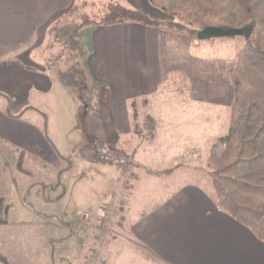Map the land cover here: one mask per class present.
I'll list each match as a JSON object with an SVG mask.
<instances>
[{"label": "crops", "instance_id": "crops-1", "mask_svg": "<svg viewBox=\"0 0 264 264\" xmlns=\"http://www.w3.org/2000/svg\"><path fill=\"white\" fill-rule=\"evenodd\" d=\"M80 1L83 4L98 2L104 10L109 4H116L138 10L155 22L171 21L147 0H0V147L8 152L6 155L0 152V156L4 161L11 156L17 166L36 163L44 171L38 184H54L58 193H61L59 180L66 165L57 156L56 153L63 155L49 133L48 108H52L53 98L62 99L64 87L55 78L52 66L42 64L34 50L46 44L49 38L52 43L68 40L78 25L72 23L68 14ZM66 30L69 34L63 40L60 35ZM79 39L87 52L88 75L103 92L102 101L98 103L99 118L104 120L108 114L110 123L129 132L132 125L130 104L134 101L138 108L141 101L142 107L148 106L149 113L141 118L138 116L136 123L141 125L147 116L155 123L156 136L146 141L150 155L149 162L145 163L151 166L147 168L151 172L145 170L144 178L145 186L158 190L142 198L145 205L149 202L145 200L151 197L150 207H140L139 200L136 201L137 213L130 218L129 225V241L136 248H123L122 251L132 252L141 264H264V242L219 210L204 170L208 156L207 111L204 119L193 114L201 113L202 107L207 108L208 88L201 80L193 82L191 61L195 58L190 53V47L198 41L167 28L136 23L87 27L80 31ZM192 92L196 97L191 96ZM221 92L223 94V90ZM219 95L214 99H220ZM189 130L206 139L202 146L204 151L197 152L199 146L192 145L193 152L189 154L184 147L177 146L183 139L177 140L175 135H184ZM211 134L210 144L224 136L215 135L213 129ZM160 140H164L162 144ZM203 154L206 155L201 161ZM199 160L200 166H197ZM184 169L201 172L203 179H189L191 174H182L184 177L180 180L171 179ZM137 181L136 175L131 194ZM24 184V190L20 191L22 198L28 190V183ZM25 195L26 198L30 196ZM37 197L41 194L35 192V199ZM61 197H48L47 200L57 202ZM32 198L29 200L34 204ZM21 207L38 226L65 230L77 225L76 221L55 217L49 211H32L23 201ZM9 225L0 221V227ZM61 238L46 237L45 242L49 245ZM73 238L71 231L66 239L60 240L61 244ZM3 246L0 241V264H13L14 252L9 254L10 250ZM52 254L51 251L47 257L39 259L53 264Z\"/></svg>", "mask_w": 264, "mask_h": 264}, {"label": "rangeland", "instance_id": "rangeland-1", "mask_svg": "<svg viewBox=\"0 0 264 264\" xmlns=\"http://www.w3.org/2000/svg\"><path fill=\"white\" fill-rule=\"evenodd\" d=\"M104 13L103 5L98 2L83 4L80 1L68 17L72 23L80 24L87 20L98 21ZM67 34L68 30L60 35L61 39L64 40ZM46 41V44L39 46L34 52L42 59V64L52 66V71L56 73L55 78L64 87L62 99L53 98L50 102L52 108H48L50 113L48 128L63 155L61 157L69 159V162L64 161L66 167L59 180L61 193H58L54 184L49 186L38 184L44 171L36 163L31 162L28 165L20 163L17 166L11 156L4 158L5 161L0 156V221L10 223L7 228L0 227V241L4 245L3 248L10 250L9 254L14 252L13 264H45L39 257H47V253L49 255L51 251L55 262L53 264H141L132 252L122 250L136 248L129 241L130 218H134L137 213L136 201L139 200L140 207L148 208L151 206V197L145 200V202L149 200L148 204L143 205L144 194L146 196L158 190L145 186L144 171L151 167L145 163L149 162V145L141 135L133 132L136 120H131V131L123 132L117 128L118 125L109 122L108 114L104 120L99 118L98 103L102 101L103 92L88 75L85 66L87 52L80 40V47L75 49L65 45L67 40H64V43H52L51 38ZM193 41L197 42L196 39ZM201 42L206 44L207 50L202 55H205L204 57H193L200 61L195 59L191 61L192 80L194 83L201 80L202 85L207 86L208 100L207 108L202 107L201 113L194 112L193 115L204 119L207 111L209 133L206 152L209 153V141L213 137L211 129L217 136L227 133L229 107L233 99L231 55L238 50L243 40L242 37H232ZM225 47L227 54H224ZM208 55L209 57H206ZM71 76L73 84H70ZM227 87L229 89H225ZM192 93L191 96L196 97ZM218 93L220 99H214ZM8 109L7 107V111ZM137 109L140 118L149 113L148 106L142 107L141 101ZM175 137L177 140L183 139V143L180 144L178 141L177 146L184 147L189 154L193 152L192 145L199 146L197 152L203 150L205 146L206 139L197 137V134H192L190 130L184 135L178 133ZM163 141L160 140V144ZM0 152L8 154L2 147ZM116 154L119 157H114ZM101 155H112V159H116L114 161H118L120 165H124L126 155L134 162L135 167L130 172L137 175L138 181L134 183L133 195L131 194L133 184L129 175L123 171L119 172L114 166L100 164L98 161H101ZM205 155L203 154L201 161ZM200 160L197 166H200ZM150 170L148 171L151 172ZM180 172L182 173H177L171 179L180 180L183 175L190 174L189 179H203L201 172L194 173L185 169ZM45 175L47 178L51 177V174ZM25 182L28 183L25 194H29V198L33 196L31 201L34 204L26 198L27 195L23 194L24 198L20 195ZM35 192L41 194V197L35 199ZM48 197L50 199L61 197L57 200L62 201L49 203ZM121 199H124L125 204L124 208L119 209ZM22 201L32 211L41 213L49 211L55 214V217L76 221L77 225L72 228L69 226L65 230L38 226V223L31 219V215L23 211ZM99 209V214L96 215ZM71 231L74 238L69 243L61 244L60 240L66 239ZM46 237L62 238L53 240L48 245L45 242ZM46 264L49 262L46 261Z\"/></svg>", "mask_w": 264, "mask_h": 264}, {"label": "trees", "instance_id": "trees-1", "mask_svg": "<svg viewBox=\"0 0 264 264\" xmlns=\"http://www.w3.org/2000/svg\"><path fill=\"white\" fill-rule=\"evenodd\" d=\"M147 1L172 20L155 22L138 10L109 4L98 21L87 20L76 25L65 45L71 49L80 47V31L87 27L136 23L167 28L191 39H196L197 32L209 27L235 30L248 27V34L241 36L242 45L230 54L233 99L228 130L211 142L204 170L219 210L264 242V0ZM226 48L224 54L228 52ZM206 50V44L198 41L197 45L191 46L190 53L193 57H204ZM70 78V84H73V77ZM130 112L131 120L137 121L138 109L134 101L130 104ZM133 132L145 141H152L156 136L153 118L147 116L141 126L135 122ZM100 158L101 161L97 159L100 164L116 167L119 172L128 174L131 181L136 179L130 172L135 164L127 155L124 165L114 161L112 155H101ZM124 204L121 199L119 209L124 208Z\"/></svg>", "mask_w": 264, "mask_h": 264}, {"label": "water", "instance_id": "water-1", "mask_svg": "<svg viewBox=\"0 0 264 264\" xmlns=\"http://www.w3.org/2000/svg\"><path fill=\"white\" fill-rule=\"evenodd\" d=\"M248 34V27L244 29H224L219 27L205 28L196 34L197 41H208L219 38L241 37Z\"/></svg>", "mask_w": 264, "mask_h": 264}]
</instances>
